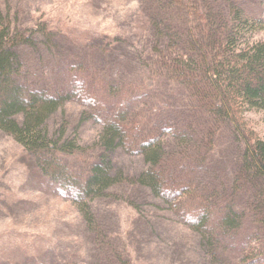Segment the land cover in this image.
I'll use <instances>...</instances> for the list:
<instances>
[{
	"label": "trees",
	"instance_id": "16d2710c",
	"mask_svg": "<svg viewBox=\"0 0 264 264\" xmlns=\"http://www.w3.org/2000/svg\"><path fill=\"white\" fill-rule=\"evenodd\" d=\"M142 1L150 35L133 71L118 77L80 61L67 65L66 80L52 92L24 89L18 50L53 48V33L14 27L0 10V131L30 156L46 185L75 205L94 238L103 234L92 203L117 186L136 185L199 235L206 264H264V138L245 117L264 113V41L252 38L257 20L236 0ZM162 84L180 87L179 106L152 93ZM74 101L84 106L80 124L100 126L91 144L69 132L68 120L51 124ZM224 130L241 142L235 168L228 180L203 182ZM116 149L142 156L146 168L116 171ZM112 257L129 264L121 253Z\"/></svg>",
	"mask_w": 264,
	"mask_h": 264
},
{
	"label": "rangeland",
	"instance_id": "374dc122",
	"mask_svg": "<svg viewBox=\"0 0 264 264\" xmlns=\"http://www.w3.org/2000/svg\"><path fill=\"white\" fill-rule=\"evenodd\" d=\"M236 1L257 20L252 38L264 41V0ZM146 6L142 0H0V10L10 15L14 27L43 26L53 33V48L37 43L35 48L18 50L24 65L20 84L25 90L52 92L66 80L67 65L80 61L115 71L118 77L131 73L150 35ZM35 38L40 41L42 35ZM152 93L175 106L183 102L178 86L162 84ZM83 110L81 103L69 102L51 124L66 119L69 132L76 133L82 144H91L100 126L94 121L80 124ZM180 112L174 115L182 116ZM245 117L264 138V113L250 110ZM241 149V142L224 130L200 180H228ZM111 159L116 171L128 175L146 168L142 156L120 149L113 151ZM65 161L77 170V163ZM32 167L23 148L0 131V264H120L114 253L124 255L129 264L207 263L199 235L148 189L120 185L94 201L103 234L94 238L75 205L46 185Z\"/></svg>",
	"mask_w": 264,
	"mask_h": 264
}]
</instances>
